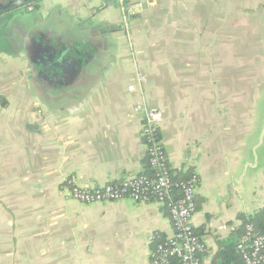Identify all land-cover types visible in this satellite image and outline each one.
<instances>
[{"label":"crops","instance_id":"obj_1","mask_svg":"<svg viewBox=\"0 0 264 264\" xmlns=\"http://www.w3.org/2000/svg\"><path fill=\"white\" fill-rule=\"evenodd\" d=\"M127 1L145 6L131 19L133 47L114 33L102 65L57 83L51 99L28 94L24 58L0 53V264H152L150 238L174 233L156 200L67 196L72 174L103 185L147 171L136 64L164 115L172 176L199 178L193 221L207 264L239 240L244 217L264 210V67L252 66L264 62V0ZM55 3L77 21L97 12L90 30L119 27L115 0L39 1ZM161 25L164 35L145 33Z\"/></svg>","mask_w":264,"mask_h":264},{"label":"built area","instance_id":"obj_2","mask_svg":"<svg viewBox=\"0 0 264 264\" xmlns=\"http://www.w3.org/2000/svg\"><path fill=\"white\" fill-rule=\"evenodd\" d=\"M142 8V6H141ZM140 4L122 1L123 28L130 34V17L140 12ZM138 91L141 99L134 105V111L141 116L142 137L146 146V157L153 174H139L120 181L103 185H91L81 176L66 177L67 196L84 204L104 203L130 199L138 203L156 200L167 206L174 233L164 242L155 244L151 251L152 264H207L203 257L206 245L194 229L196 192L199 178L192 174L187 179L174 180L168 158L160 137L164 120L161 109L152 107L147 100L144 85L147 76L137 68ZM177 193V196H174ZM155 242V235L151 238ZM246 264H264V235L257 232L253 223L245 225V233L238 244Z\"/></svg>","mask_w":264,"mask_h":264},{"label":"flooded vegetation","instance_id":"obj_3","mask_svg":"<svg viewBox=\"0 0 264 264\" xmlns=\"http://www.w3.org/2000/svg\"><path fill=\"white\" fill-rule=\"evenodd\" d=\"M22 1L0 0L12 4L7 9H0V53L24 58L30 84L38 97L51 99L58 90L56 79L61 78L62 72H72L71 83H74L77 73L83 70L87 73L101 66L99 59L108 49L113 50L114 45L109 44L108 39L111 42V36L120 32L119 27L105 21L100 22L101 26L96 30L87 27L97 17V12L77 21L56 3L43 9L39 2L17 8L15 5ZM122 1L127 0H115L119 7ZM40 10L42 16L38 14ZM70 61H81V66Z\"/></svg>","mask_w":264,"mask_h":264},{"label":"trees","instance_id":"obj_4","mask_svg":"<svg viewBox=\"0 0 264 264\" xmlns=\"http://www.w3.org/2000/svg\"><path fill=\"white\" fill-rule=\"evenodd\" d=\"M2 105H6L5 100H2ZM146 160H147L146 161L147 171L145 172V174H153L154 170L150 167L148 159H146ZM190 176H191V174H190ZM190 176L185 177V178H181V179H187ZM173 179L174 180H180V179H175L174 177H173ZM174 196H177V193H174ZM247 223H253L255 225L256 231L264 235V210H260L259 212H257L255 215H253L251 217H248V218L244 217L243 233L241 234L239 240L231 243L230 247L227 250H224L223 252L220 253V257L218 260L219 264H246L244 259L242 258L240 251L238 250V244L241 241V239L245 233V225ZM194 229H195V227H194ZM195 232H196V230H195ZM196 234H198V233L196 232ZM154 235H155V239H156L154 242V247H155V244H158L160 242H164L166 240V238L163 237L162 235H160L159 233H156Z\"/></svg>","mask_w":264,"mask_h":264},{"label":"rangeland","instance_id":"obj_5","mask_svg":"<svg viewBox=\"0 0 264 264\" xmlns=\"http://www.w3.org/2000/svg\"><path fill=\"white\" fill-rule=\"evenodd\" d=\"M144 2V1H143ZM221 3H227V0H221ZM128 4V2L126 1L125 2V5H127ZM139 4H140V9H143L145 6H143V3L142 2H139ZM145 5V4H144ZM141 6H142V8H141ZM120 9H121V7H120ZM119 9V10H120ZM121 11V10H120ZM122 12V11H121ZM137 13V12H136ZM136 13H134V14H136ZM134 14H132V15H134ZM156 17H159L158 15H156ZM160 19L159 18H156L155 20H154V22H157V21H159ZM130 21H132L131 20V17H130ZM162 21H164V20H162ZM163 23V22H162ZM145 24H147V22H145ZM117 25L119 26V31H120V33H124L123 35L126 37V39L127 40H129L128 42H129V45L130 46H132L133 47V42H132V40H131V28H130V34L128 35V33H126L125 32V30H124V28H123V18H122V16H121V20L117 23ZM131 26H132V23H131ZM143 26V25H142ZM161 27H163L162 25L160 26V27H158V28H154L153 26H152V28L150 27L149 29L151 30V32H148V30H146L145 31V33H152V31H154V33H152L153 35H155V34H157V35H164L165 34V31L161 28ZM146 28V27H145ZM138 30H142V27L140 26L139 28H138ZM144 30V29H143ZM119 33V32H118ZM141 34V33H140ZM142 35V34H141ZM109 40V39H108ZM109 42V44H111V42L110 41H108ZM253 48H254V51L256 52V54H259V52H260V45H258V44H253ZM258 50V52L256 51V50ZM132 51H133V49H132ZM263 60V59H262ZM14 64L16 65V66H18V67H21V64L19 63V61H17V60H15V62H14ZM252 66L253 67H264V62L263 61H261V60H259L258 58H254L253 59V63H252ZM136 67L139 69V67H138V65L136 64ZM136 73H138V72H136ZM1 78V77H0ZM136 78H137V76H136ZM9 81V80H8ZM28 82H30L29 81V78H28ZM28 94H35V91L34 90H32V91H29L28 92Z\"/></svg>","mask_w":264,"mask_h":264},{"label":"water","instance_id":"obj_6","mask_svg":"<svg viewBox=\"0 0 264 264\" xmlns=\"http://www.w3.org/2000/svg\"><path fill=\"white\" fill-rule=\"evenodd\" d=\"M39 1L40 0H24V1L20 2V3H17V5H15V6L17 8H20L22 6H26V5L30 4L32 2H37L38 3ZM10 6H12L11 2H8L7 4L0 2V9H2V10L7 9ZM140 17H141V14L140 13H136V14L131 16V19L140 18ZM49 46H50V48L52 50H55V48L52 45L49 44ZM44 60H46V57L44 58ZM70 62L73 63V64H78L79 66H81V63H80L81 61H79L78 63H74V61H70ZM68 64H69V62H68ZM72 74L73 73L69 72V71L62 72L61 78L60 79L59 78L56 79V80H58L57 83L65 84V85L70 84L71 81H72Z\"/></svg>","mask_w":264,"mask_h":264}]
</instances>
